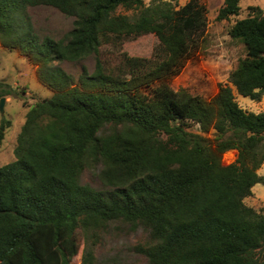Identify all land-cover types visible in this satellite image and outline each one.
Here are the masks:
<instances>
[{
    "label": "trees",
    "instance_id": "trees-1",
    "mask_svg": "<svg viewBox=\"0 0 264 264\" xmlns=\"http://www.w3.org/2000/svg\"><path fill=\"white\" fill-rule=\"evenodd\" d=\"M240 1L223 0L216 18L238 15ZM35 6L72 17L71 28L58 39L40 36L28 13ZM249 10L229 29L245 56L229 84L204 98L171 86L203 46L207 8L199 0H0V44L34 64L52 91L28 106L14 159L0 166V264H70L78 230L95 236L113 221L147 230L135 249L149 264H264V211L243 202L264 183L256 172L264 111L242 108L232 89L254 100L264 94V11ZM149 33L158 40L150 56L120 52L116 67L101 60V46L121 49ZM91 55L93 70L76 78L59 65ZM8 94L0 82V96ZM8 125L0 121V141ZM229 149L237 156L225 163ZM98 164L102 188L81 183ZM91 259L84 250V262Z\"/></svg>",
    "mask_w": 264,
    "mask_h": 264
},
{
    "label": "rangeland",
    "instance_id": "rangeland-1",
    "mask_svg": "<svg viewBox=\"0 0 264 264\" xmlns=\"http://www.w3.org/2000/svg\"><path fill=\"white\" fill-rule=\"evenodd\" d=\"M152 0H143L147 5ZM172 5L180 6L187 0H166ZM207 8V29L202 48L195 52L185 63L180 73L173 77L171 86L185 89L192 95L210 98L222 84H229V73L235 68L239 58L245 56L244 45L230 37L229 29L240 18L251 14L250 6H258L264 11V0H241L240 11L236 16L218 20V9L223 0H199ZM135 9L118 7L116 12L132 16ZM35 31L40 35H50L58 39L72 26V17L61 13L51 6H35L28 8ZM158 40L154 34H146L123 42L121 49L111 45L101 46L99 56L108 67H116L120 62V52L131 56L148 57L152 54ZM94 56H88L79 62L62 61L59 65L75 78L83 67L91 72L94 68ZM36 66L15 48H7L0 44V82L10 87V94L0 96L4 102L0 110V121L7 120L9 125L4 129L0 141V166L14 159L13 148L16 136L24 121L28 106L35 100L50 97L52 91L42 85L35 74ZM238 104L247 111H264V94L259 100L239 95L232 87ZM106 125L102 132H108ZM192 132L199 133L198 125L191 123ZM206 136L213 138V131ZM237 150L229 149L223 154V161L229 163L235 160ZM100 165L93 169H84L80 181L93 188H102L98 173ZM258 175H264V162L256 170ZM252 194L243 202L257 211H264V183L253 185ZM80 247L70 264H149L147 259L136 251L135 246L147 239V230L141 226H133L122 221L109 222L102 230H97L95 236L78 230ZM94 240V242H93ZM92 249V259L84 262V250Z\"/></svg>",
    "mask_w": 264,
    "mask_h": 264
},
{
    "label": "water",
    "instance_id": "water-1",
    "mask_svg": "<svg viewBox=\"0 0 264 264\" xmlns=\"http://www.w3.org/2000/svg\"><path fill=\"white\" fill-rule=\"evenodd\" d=\"M3 102H4V98L2 97V98L0 99V110H2Z\"/></svg>",
    "mask_w": 264,
    "mask_h": 264
}]
</instances>
